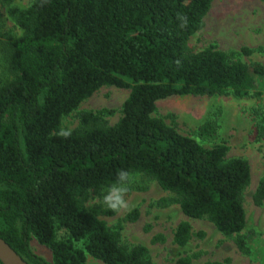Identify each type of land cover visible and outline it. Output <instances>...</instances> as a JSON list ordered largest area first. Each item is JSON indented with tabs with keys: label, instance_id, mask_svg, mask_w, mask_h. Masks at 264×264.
<instances>
[{
	"label": "trees",
	"instance_id": "obj_1",
	"mask_svg": "<svg viewBox=\"0 0 264 264\" xmlns=\"http://www.w3.org/2000/svg\"><path fill=\"white\" fill-rule=\"evenodd\" d=\"M212 1L32 0L20 10L15 0H0L22 32L4 37L12 79L0 85V239L26 263L85 264L88 255L103 264H148L146 248L120 245V224L111 231L97 219L117 210L85 208L121 170L155 181L184 216L236 235L237 248L247 252L253 237L239 234L250 167L243 158L227 159L219 111L198 130L209 148L153 116L158 101L175 96L264 97V66L214 48L189 52ZM102 87L129 90L120 119L105 126L100 115L83 112L69 136L59 134L62 118ZM249 117L251 139L264 142L263 104ZM252 203L264 204V175ZM138 216L134 210L124 221ZM58 230L67 238L57 240ZM191 238L190 224L179 223L173 243L185 248ZM33 240L50 251L49 262L32 252Z\"/></svg>",
	"mask_w": 264,
	"mask_h": 264
},
{
	"label": "rangeland",
	"instance_id": "obj_2",
	"mask_svg": "<svg viewBox=\"0 0 264 264\" xmlns=\"http://www.w3.org/2000/svg\"><path fill=\"white\" fill-rule=\"evenodd\" d=\"M32 0H15L13 6L28 8ZM0 85L12 79L8 70L7 52L4 37L20 36L21 30L8 14V8L0 9ZM214 48L229 56L232 61H240L247 66H264V0H213L210 10L204 17V27L188 42L191 53ZM264 93V83L259 85ZM129 90L115 87H102L90 98L83 101L76 111L62 118V130L73 131L79 126V115L90 112L101 116L105 126H113L121 117L122 106ZM264 106V97L236 98L232 94L221 96H175L156 103L154 117L162 120L179 134L193 138L203 147L198 137L200 126L213 111L220 114V139L228 148L227 159L243 158L250 167V183L242 194L246 228L239 234L247 240V252L236 246V235L226 237L218 232L206 219L187 218L179 206L172 202V195L143 175L132 174L129 190L125 196L128 206L118 210L113 217L98 215L97 219L115 231L120 224V245L127 248L147 249L148 264H175L179 258L189 257L192 264H264V204L256 207L252 195L258 181L264 175V142H255L250 137L251 119L249 110L256 103ZM59 133V134H60ZM104 191V190H103ZM92 193L85 204L87 211L103 206L101 193ZM136 210L139 214L135 222H125L124 218ZM188 222L192 238L185 248L173 243L177 225ZM57 240L67 238L63 230L57 231ZM164 241L153 242L156 237ZM32 252L49 262L51 253L35 240L30 244ZM85 264H103L87 255Z\"/></svg>",
	"mask_w": 264,
	"mask_h": 264
},
{
	"label": "clouds",
	"instance_id": "obj_3",
	"mask_svg": "<svg viewBox=\"0 0 264 264\" xmlns=\"http://www.w3.org/2000/svg\"><path fill=\"white\" fill-rule=\"evenodd\" d=\"M62 136H69L70 132L62 130ZM131 174L128 171L121 170L117 174V179L101 193L103 204L112 210H120L128 206L125 196L129 190Z\"/></svg>",
	"mask_w": 264,
	"mask_h": 264
},
{
	"label": "water",
	"instance_id": "obj_4",
	"mask_svg": "<svg viewBox=\"0 0 264 264\" xmlns=\"http://www.w3.org/2000/svg\"><path fill=\"white\" fill-rule=\"evenodd\" d=\"M0 263L28 264L1 239H0Z\"/></svg>",
	"mask_w": 264,
	"mask_h": 264
}]
</instances>
